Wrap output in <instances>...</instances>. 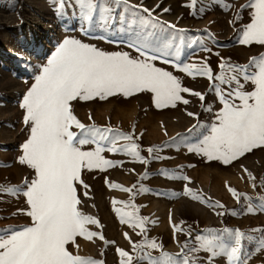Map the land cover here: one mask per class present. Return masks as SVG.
<instances>
[{
	"label": "rangeland",
	"instance_id": "rangeland-1",
	"mask_svg": "<svg viewBox=\"0 0 264 264\" xmlns=\"http://www.w3.org/2000/svg\"><path fill=\"white\" fill-rule=\"evenodd\" d=\"M102 2L111 5L107 26L101 22L105 13L100 12L91 24H84L75 0H0V186L21 189L18 195L0 193V235L32 224L22 192L27 190L24 182L35 179V172L18 161L31 129V124L24 121L26 111L21 104L35 77L66 38L80 40L105 53L121 52L143 59L129 46L128 22L135 18L167 38L171 45L162 57L148 53L159 57L149 62L173 75L182 88L203 94L204 100L181 92L188 104L177 101L174 107L157 108L154 94L143 91L128 97L117 93L105 99L77 98L71 102L73 115L86 126L111 128L113 135L131 136V140H119L116 148L127 149L135 143L139 156L147 163L139 162L127 151L113 153L107 150L110 146H105L101 156L116 166L81 169L80 180L74 181L80 200L77 207L82 214L98 221L85 226L97 235L91 240L77 236L74 242L66 244L67 251L102 264H121L122 260L127 264V258L119 256V249L133 256L132 264H137V252L125 233L138 245L155 241L160 247L146 251L159 258L162 252L178 254L185 244L189 249L198 248L197 235L211 238L219 234L227 247L239 231L245 236L241 245L247 264H264V250L259 244L264 239V147L255 148L227 165L192 150L218 123V113L223 110L220 91L234 87L220 85L215 77L226 75L228 65L245 66L251 58L264 55V45L239 42L242 30L251 23L254 9L247 7L250 0ZM60 4L63 7L58 12ZM53 9L59 14L54 15ZM12 15L16 18H9ZM71 21L73 26L63 29ZM12 22L16 25L9 26ZM36 23L38 42L33 37ZM82 26L86 32L81 30ZM221 63L225 65L224 72L219 67ZM185 66L192 74L182 70ZM205 67L211 69L212 81L196 71ZM240 83L244 92L254 90L251 82L241 78ZM70 130L78 131L74 126ZM95 147L85 145L82 150L94 151ZM149 148L155 150L151 155ZM112 184L119 187L112 188ZM229 187L236 190L239 200L228 191ZM124 188L132 192H125ZM185 188L202 199L193 200L185 195ZM125 213H132L137 220L145 219L146 231L140 233L138 227L122 223L120 216ZM189 255L196 264H228V257L221 252L214 257L203 250Z\"/></svg>",
	"mask_w": 264,
	"mask_h": 264
},
{
	"label": "snow or ice",
	"instance_id": "snow-or-ice-1",
	"mask_svg": "<svg viewBox=\"0 0 264 264\" xmlns=\"http://www.w3.org/2000/svg\"><path fill=\"white\" fill-rule=\"evenodd\" d=\"M112 2L127 4L128 0ZM75 6L86 25L91 24L98 12L105 13L101 21L104 26L111 21V5L104 4L102 0H75ZM62 7L60 4L57 11L60 12ZM247 7L254 11L251 23L242 30L239 42L243 45H264V0H250ZM81 30L87 31L83 26ZM128 31L129 46L137 50L143 59L131 58L121 52L105 53L80 40L66 38L58 44L24 96L21 107L26 111L24 121L31 124V129L30 138L22 145L23 155L18 162L35 172V179L30 183L26 180L24 184L27 190L22 192L30 208L26 214L31 217L32 224L20 230H7L6 234L0 235V264H102L98 260L72 255L65 247L70 241L74 242L77 236L91 240L97 235L85 227L87 224L96 225L98 221L78 210L80 200L74 181L80 180V172L84 167L88 170H104V167L116 166L101 156L105 146H110L107 150L113 153L127 151L139 162L147 163L139 156L138 145L135 143L127 149L116 148L119 140H131V136L118 133L113 135L114 130L111 128L99 129L81 123L73 115L72 101L77 98L84 101L95 97L105 99L117 93L128 97L143 91L154 94L153 101L157 108L169 105L174 107L177 101L188 104L189 101L181 97V92H190L201 101L204 100L203 94L182 88L173 75L149 62L159 57L148 53H159L160 57L167 54V49L171 47L167 38L160 37L143 21L135 18L128 22ZM219 67L222 72L225 71L223 63ZM182 70L192 74L187 66ZM196 71L210 81L213 80L210 68ZM241 78L251 82L254 90L244 92ZM215 79L222 86L234 87L220 91L223 110L218 113V123L212 126L211 134L192 150L209 160H220L227 165L255 148L264 147V55L251 58L245 66L228 65L227 74L216 76ZM236 100L240 103L236 104ZM73 126L78 129L77 132L70 130ZM90 144L96 145L94 151L82 150V146ZM153 151L149 148V155ZM111 187L117 188L119 185L112 184ZM122 190L132 192V189L127 188ZM228 191L239 200L236 190L229 187ZM0 193L18 195L21 189L0 186ZM184 194L193 200L202 199L187 188ZM125 216L128 217L127 221ZM120 219L130 227H138L140 233L146 231V220H137L132 213H125ZM176 230L173 225V231ZM99 238L103 240V236ZM125 238L137 252V264H196L189 253L198 250L206 251L212 257L221 252L228 257V264H247L241 245L245 236L239 231L234 233L233 241L227 247L221 242L219 234L211 238L197 235L195 240L198 248L189 249L185 244L178 254L162 252L159 258L146 251L147 248L155 250L160 247L155 241H145L138 245L132 243L127 233ZM259 244L261 250H264V239ZM118 253L120 257L127 258V264H132L133 256L128 252L118 249ZM121 264H125V261L122 260Z\"/></svg>",
	"mask_w": 264,
	"mask_h": 264
},
{
	"label": "bare ground",
	"instance_id": "bare-ground-1",
	"mask_svg": "<svg viewBox=\"0 0 264 264\" xmlns=\"http://www.w3.org/2000/svg\"><path fill=\"white\" fill-rule=\"evenodd\" d=\"M53 11H54V9H53ZM55 13H54V15H57V14H59L57 11H54ZM9 18H16L14 15H12V16H10ZM17 19H14V21H16ZM73 23L74 22H69V25H66L63 29H66L68 26H73ZM16 24L15 23H11L9 26H15ZM36 26L33 28V37L35 38V40H36V42H38V24L36 23L35 24ZM35 45H37V44H35ZM47 45V44H46ZM8 65V64H7ZM9 65H12L11 63L9 64Z\"/></svg>",
	"mask_w": 264,
	"mask_h": 264
}]
</instances>
